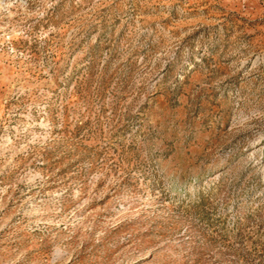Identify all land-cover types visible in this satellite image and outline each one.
<instances>
[{
	"label": "rangeland",
	"instance_id": "rangeland-1",
	"mask_svg": "<svg viewBox=\"0 0 264 264\" xmlns=\"http://www.w3.org/2000/svg\"><path fill=\"white\" fill-rule=\"evenodd\" d=\"M0 264H264V0H0Z\"/></svg>",
	"mask_w": 264,
	"mask_h": 264
}]
</instances>
